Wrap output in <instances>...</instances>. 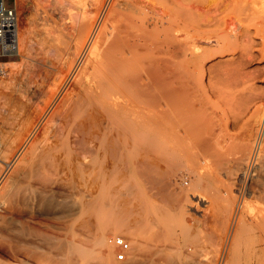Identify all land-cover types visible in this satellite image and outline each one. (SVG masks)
Instances as JSON below:
<instances>
[{
    "label": "bare ground",
    "instance_id": "1",
    "mask_svg": "<svg viewBox=\"0 0 264 264\" xmlns=\"http://www.w3.org/2000/svg\"><path fill=\"white\" fill-rule=\"evenodd\" d=\"M75 1L80 2V13L74 10ZM152 1L144 5L137 0L67 1L74 10L69 18L77 38L67 70L59 77L60 93L52 109L37 107L24 116L0 154V264H116L107 245L113 246L111 237L105 240L111 227L130 236L132 250L128 253L129 245L123 264H140L142 247L157 231L144 237L153 220L146 197L168 200L169 176L174 175L167 154L179 151L181 126L186 133L184 125L190 118L181 122V104L187 100L181 103L188 80L185 68L223 53L229 31L227 15L206 19L208 29L199 31L200 6ZM26 34V27L16 29L15 44L8 50L17 53ZM201 38L214 47L200 48ZM219 119L211 124L208 145L202 140L200 145L194 143L201 152L200 170L194 173L196 181L192 179L197 186L204 181L222 185V206L213 200L220 208L216 219L212 217L218 222L214 233L211 228L216 233L214 249L209 248L213 255H205L207 248L205 256L179 258L172 254L175 248L154 243L150 250L147 247L157 255L150 264H264V118L260 125L246 122L234 133L223 129L226 121L222 125ZM191 121L189 125L196 123ZM227 140L238 152L230 165L227 156L223 164L219 160L227 152ZM92 141L102 157L93 176L91 171L85 173ZM212 158L219 163L213 166ZM131 178L138 186L129 183ZM83 179L97 182L103 208L118 211L114 219L104 218L96 225L86 246L78 239L95 228L97 198L94 187L95 200L87 198ZM188 215L183 212V223ZM248 234L255 240L246 247Z\"/></svg>",
    "mask_w": 264,
    "mask_h": 264
},
{
    "label": "rangeland",
    "instance_id": "2",
    "mask_svg": "<svg viewBox=\"0 0 264 264\" xmlns=\"http://www.w3.org/2000/svg\"><path fill=\"white\" fill-rule=\"evenodd\" d=\"M67 1L4 0L6 7L15 5V8H17V31L20 26H24L27 29V34L23 47L17 53L0 57L1 60H5L4 62H6L3 65L1 64L2 70L0 72V144L2 146H0V154H3L1 152L4 151V145L9 143L8 141H11L13 136H15L14 134L17 132L24 116L37 107H44L45 111L46 109H52V102L60 93L62 82H60L59 77L61 73L67 70L69 56L74 49L73 46L77 38L75 28L71 26L69 13L74 10L78 12L79 10L80 12L82 11L79 8L80 2L75 1L77 8L73 10L68 6ZM137 1L142 3V5L148 2V0L146 2L145 0ZM172 1L184 4L193 3L201 7L197 11L199 16H196L198 23L201 25L198 26L199 31L208 29V26L204 25L206 19H210L215 15H218V17L227 15V30H229L227 31V48L223 53L210 57L211 59L204 58L203 62L200 61L194 66L185 68V71L188 73V80L183 84L182 97L184 99L181 97V103L185 99L187 100L181 104V113L183 111L185 114H181V119H183L181 122L183 121L184 123V119L190 118L184 125L186 133H184V129L181 126V134H184V136L181 135L178 154L173 155L170 152L167 154V160L172 167V170H170V167L169 171L174 175L169 176L171 179L169 180L170 187L168 186L170 193L168 200L165 199L162 202L158 201L154 196L150 197L151 195H148L151 199L146 197L153 220L149 225L152 227L150 229L146 228L149 232L145 230L146 232L143 234L144 237L148 238V235L152 231L157 230L151 234L152 237L154 236L153 238L150 237L151 235L148 238L149 243L147 247L149 250L154 243H157L159 245L170 246L172 250L175 248L174 251L176 253L172 251V254L181 255L182 258L183 255H186L184 258L194 256V258H198L205 255L209 257L213 255L211 250L215 246L212 240L215 237L216 233L214 235L213 233L216 231L215 227H217L216 224L218 223L215 217L219 215L217 211L220 209L217 207V204L219 203L218 205L222 206L223 203L219 192V188L221 189L222 185L219 186L218 183L220 182H217V184L215 182L214 184L212 181H204L200 186L194 183L196 181L194 173L200 170L198 160L200 159L199 154L201 152L199 151L200 147L194 143L200 145L202 142L208 145L207 137L210 136L212 123L215 119H219L218 115H224V118L220 116L219 120L222 122V125L226 121L225 123L227 124L224 123L222 128L227 129L229 133L239 131L246 122L250 121L258 126L264 118V0H167L166 3L170 6ZM151 2L153 1L150 0L149 3ZM198 42L197 44L200 48L214 47L213 42L209 43L207 39L201 38ZM201 62L203 65H201ZM184 95L186 96L184 97ZM185 106L188 107V110ZM192 119L194 121H191V123L196 122L197 124L193 123L194 125H189ZM194 126H197V128ZM200 126H205L203 127L205 129H201ZM234 128L236 129L234 130ZM188 129L189 131H187ZM189 132H191L190 135ZM198 135L202 136V139ZM92 142L88 146L93 152L87 153L85 157V173L91 171V175L93 176L97 175L95 173H98L99 160L102 157L97 150V143L93 142V144ZM223 154L225 155H222L219 160L223 164L225 156H227V165H230L232 160L238 156L237 149L229 140H227V152ZM217 161L212 158L210 162H213L214 166ZM195 168L196 170H194ZM220 173L222 179L225 180L224 169H220ZM192 179L194 182H192ZM82 181V188L87 198L94 197H92L95 193L94 188L96 189L95 195L97 196H95L96 200L93 198L96 201L95 212L93 213L94 218L97 219L95 220V228L92 226L91 230L85 231L84 236L78 239L82 246H86L88 240L91 239V235L96 232V228L102 224V219H114L118 215V211L115 207L109 209V206L105 208L101 206L100 199L102 196L97 193L98 191L95 186L97 182L85 179ZM129 183L133 186H138L136 178H131ZM87 185L88 187L85 188ZM91 187L94 188L92 189ZM211 189L215 191L216 196L213 191L211 192ZM89 190L90 192H87ZM178 194L183 197H179ZM216 197L219 198H217L218 201L215 199ZM212 201L215 203V207L212 205ZM183 212L189 214L184 223V219H182ZM204 214H206L205 217L203 216ZM212 217L215 219L213 220ZM122 219L126 218L123 217ZM112 228H109L110 232L109 230L108 233L105 232L107 234L105 235V240L107 241L108 238L116 235L123 236L130 245L128 251L130 253L132 248L129 234L126 232H114L111 230ZM211 228H213V233ZM169 239L173 242H170ZM254 240V237L248 234L245 246H251ZM175 243L176 245L174 246ZM210 243L213 245L211 246ZM107 245L111 250V259L116 264H123L127 254L125 255V259L117 260L114 256L115 247L110 246L108 243ZM147 247H142L143 249L139 253L140 264H150L152 257L157 256H152L151 252H148ZM211 247L213 249L210 250L209 248ZM203 249H206L208 252L205 254ZM160 260L158 258L155 261Z\"/></svg>",
    "mask_w": 264,
    "mask_h": 264
},
{
    "label": "built area",
    "instance_id": "3",
    "mask_svg": "<svg viewBox=\"0 0 264 264\" xmlns=\"http://www.w3.org/2000/svg\"><path fill=\"white\" fill-rule=\"evenodd\" d=\"M17 29V11L15 5L6 7L4 0H0V57L3 55H11L15 44ZM0 59V72H1ZM111 243L115 247V258L123 260L125 258V251L129 249L128 241L121 235L111 237Z\"/></svg>",
    "mask_w": 264,
    "mask_h": 264
},
{
    "label": "crops",
    "instance_id": "4",
    "mask_svg": "<svg viewBox=\"0 0 264 264\" xmlns=\"http://www.w3.org/2000/svg\"><path fill=\"white\" fill-rule=\"evenodd\" d=\"M1 61H3V62H4L5 60H1Z\"/></svg>",
    "mask_w": 264,
    "mask_h": 264
}]
</instances>
